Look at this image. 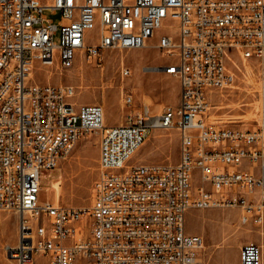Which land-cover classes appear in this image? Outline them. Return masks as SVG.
I'll return each instance as SVG.
<instances>
[{
	"label": "built area",
	"instance_id": "1",
	"mask_svg": "<svg viewBox=\"0 0 264 264\" xmlns=\"http://www.w3.org/2000/svg\"><path fill=\"white\" fill-rule=\"evenodd\" d=\"M155 37L175 57L164 71L180 82L179 102L159 114L136 110L126 92L123 123L106 125L103 103H78L74 85L29 80L36 63H101L108 49ZM234 52L259 64L255 129L211 118L219 90L235 81ZM131 71L123 65L121 78ZM157 128L179 130V161L131 164ZM91 131L100 133L91 205L41 200L43 170ZM211 207H239L243 223L264 219V0H0V210L19 215L5 264H195L205 239L187 230V211ZM239 264H263L262 245L243 243Z\"/></svg>",
	"mask_w": 264,
	"mask_h": 264
},
{
	"label": "rangeland",
	"instance_id": "2",
	"mask_svg": "<svg viewBox=\"0 0 264 264\" xmlns=\"http://www.w3.org/2000/svg\"><path fill=\"white\" fill-rule=\"evenodd\" d=\"M47 16L60 19L50 11ZM98 29L91 32L96 37ZM157 37L149 44L135 49H108L101 63L78 60L74 67L61 70L58 66L36 63L33 81L51 84H71L76 87L78 103L100 102L106 112V125L124 120L128 107L124 95L131 92L136 110L147 106L153 114H159L167 105L179 102V78L164 71V65L175 57L166 56L156 45ZM230 67L235 81L228 88L220 89L215 97L217 105L211 118L222 125L240 129L261 126V80L259 64L255 58H245L242 53L231 55ZM123 65L131 68V76L122 79ZM258 102V103H257ZM180 132L177 128L152 129L130 163L169 162L180 159ZM100 133L91 131L83 135L67 158L51 170H43L40 191L41 200L57 205L88 207L93 201V185L99 174ZM54 178H62L59 194L50 190ZM196 173V181H198ZM247 215L239 207L190 208L186 215L187 230L204 236L205 246L196 264H226L222 254L240 259V247L246 241L260 244L264 235L263 221H241ZM18 217L13 210H0V264L8 263L5 245L13 244L17 236ZM243 242V243H242Z\"/></svg>",
	"mask_w": 264,
	"mask_h": 264
},
{
	"label": "bare ground",
	"instance_id": "3",
	"mask_svg": "<svg viewBox=\"0 0 264 264\" xmlns=\"http://www.w3.org/2000/svg\"><path fill=\"white\" fill-rule=\"evenodd\" d=\"M44 65H51V64H44ZM34 66H35V64H34ZM34 66H33V68H32V70H31V72H30V75H29V80L30 81H33L32 79L34 78ZM220 92H221V90H220ZM258 103V102H257ZM215 107H217V105H211L210 107H209V109L212 111L213 109H215ZM258 107L261 109V107H262V102H261V100L259 101V104H258ZM105 120H106V112H105V117H104V123H105ZM123 119H121L120 121H119V123H123ZM61 182H62V178H60V179H55L54 181H53V186H54V188H55V190H56V193L57 194H59L60 192H61ZM42 189V188H41ZM55 204V203H54ZM55 205H57V204H55ZM17 217H18V221H19V215H18V213H17ZM261 221H263V219H261ZM17 228H18V226H17ZM203 250V249H202ZM7 258V257H6ZM7 260H8V263H12L13 262V260L12 259H9V258H7ZM196 264V263H195Z\"/></svg>",
	"mask_w": 264,
	"mask_h": 264
},
{
	"label": "crops",
	"instance_id": "4",
	"mask_svg": "<svg viewBox=\"0 0 264 264\" xmlns=\"http://www.w3.org/2000/svg\"><path fill=\"white\" fill-rule=\"evenodd\" d=\"M55 179H60V178H54L52 180L51 186L48 187V189H47L48 192L50 190H52V191H54L56 193V190H55V188L53 186V181ZM189 232H191V231H189ZM259 242L262 245V249H263V264H264V235L261 237V239H260ZM222 259L226 260V264H239V258L237 260H235L232 255H229V252L228 251H227L226 255L224 253L222 254Z\"/></svg>",
	"mask_w": 264,
	"mask_h": 264
}]
</instances>
